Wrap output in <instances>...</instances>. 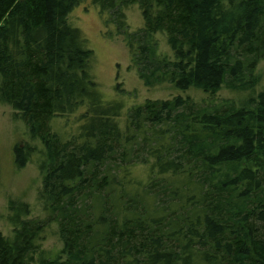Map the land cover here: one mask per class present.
Wrapping results in <instances>:
<instances>
[{
	"label": "trees",
	"instance_id": "16d2710c",
	"mask_svg": "<svg viewBox=\"0 0 264 264\" xmlns=\"http://www.w3.org/2000/svg\"><path fill=\"white\" fill-rule=\"evenodd\" d=\"M82 1L0 0V102L41 144L45 211L21 218L26 204L9 203L0 264H264V86L236 103L214 99L221 86L253 89L264 0H88L145 87L203 93L145 99L122 125L120 104L101 100L92 51L68 22ZM131 4L142 17L134 30L123 11ZM161 34L170 55L158 48ZM77 110L76 133L51 131V118ZM12 150L21 167L34 146ZM135 165L146 166L142 179ZM50 222L61 243L54 257L38 243Z\"/></svg>",
	"mask_w": 264,
	"mask_h": 264
},
{
	"label": "rangeland",
	"instance_id": "374dc122",
	"mask_svg": "<svg viewBox=\"0 0 264 264\" xmlns=\"http://www.w3.org/2000/svg\"><path fill=\"white\" fill-rule=\"evenodd\" d=\"M125 20L129 29L134 30L142 25L140 10L136 4L127 6L124 10ZM68 22L77 28L86 41V46L92 51L90 71L97 84L101 100L115 101L120 104L119 116L116 121L122 125L123 115L132 106L142 103L145 99H165L179 94L190 96L195 100L203 97L200 90L190 87L186 90L174 88L166 82L145 87L129 66V54L120 37L108 35L114 27L104 26L97 8L88 0H83L74 6L68 14ZM158 48L165 54L170 51L165 44L164 35H158ZM156 37V38H157ZM165 45V46H164ZM256 81L251 90L231 91L220 87L215 93V101L232 100L237 102L247 94H253L264 86V58L255 67ZM122 90L119 92L116 85ZM80 110V109H79ZM79 110L51 118L49 125L61 139L77 132ZM120 117V118H119ZM28 142L34 146L26 162L17 167L14 163L13 146ZM42 158V148L38 139H30L25 125L13 116V110L0 102V233L10 235L13 222L10 215L13 210L8 207L12 202L26 204L28 212L21 218H42L45 211L38 199L41 174L38 163ZM146 166L135 165L131 173L135 179H142ZM40 249L46 257L60 255L61 243L56 234L55 223L46 225L38 240Z\"/></svg>",
	"mask_w": 264,
	"mask_h": 264
}]
</instances>
